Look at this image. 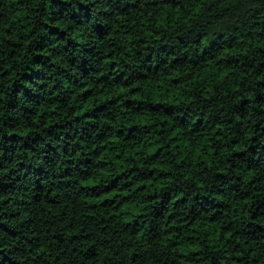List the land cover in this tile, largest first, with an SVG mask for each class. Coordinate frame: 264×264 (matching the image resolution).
I'll use <instances>...</instances> for the list:
<instances>
[{
  "label": "clouds",
  "instance_id": "9594fccd",
  "mask_svg": "<svg viewBox=\"0 0 264 264\" xmlns=\"http://www.w3.org/2000/svg\"><path fill=\"white\" fill-rule=\"evenodd\" d=\"M0 264H264V0H0Z\"/></svg>",
  "mask_w": 264,
  "mask_h": 264
}]
</instances>
